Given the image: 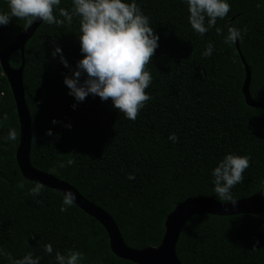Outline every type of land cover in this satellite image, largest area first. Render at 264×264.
Here are the masks:
<instances>
[{"label":"trees","instance_id":"1","mask_svg":"<svg viewBox=\"0 0 264 264\" xmlns=\"http://www.w3.org/2000/svg\"><path fill=\"white\" fill-rule=\"evenodd\" d=\"M228 2L229 13L201 37L191 29L180 0H137L159 36V47L145 66L152 76L145 89L151 99L135 120L118 113L110 98L101 102L89 95L77 103L68 95L63 78L71 72L59 54L53 58L51 53L60 47L75 68L82 58L78 18L60 26L40 22L24 45L30 164L105 211L131 248L158 246L165 217L188 198L231 202L217 198L211 176L228 152L250 157L243 181L231 190L233 197L242 200L262 189L264 109L246 105L241 92L245 71L235 45L224 37L229 26L247 29L237 42L250 69L249 94L264 105V0ZM59 7L71 9V0H61ZM7 11V0H0V12ZM29 26L15 17L0 26V51ZM209 42L213 54L202 57ZM8 61L18 68L20 52H12ZM0 113L8 116L0 119V137L9 128L17 133L14 141L0 139V246L13 258L31 251L41 257L40 264H54L55 251L71 250L83 254L78 264H134L111 252L104 228L75 204L60 212L62 193L44 186L38 196L29 194L33 182L23 178L15 160L18 119L1 67ZM53 119L58 123L53 125ZM68 123L70 129L63 127ZM48 129L52 136L46 135ZM170 133L178 137L175 143ZM69 159L72 165L66 164ZM129 174L135 178L128 180ZM45 243L53 254L44 252ZM175 251L180 264H264V213L195 215L183 225ZM0 264L9 262L0 257Z\"/></svg>","mask_w":264,"mask_h":264},{"label":"clouds","instance_id":"2","mask_svg":"<svg viewBox=\"0 0 264 264\" xmlns=\"http://www.w3.org/2000/svg\"><path fill=\"white\" fill-rule=\"evenodd\" d=\"M188 12V23L194 33L201 37L216 25L218 18L223 19L230 11L228 0H180ZM61 0H7V12H0V26H6L12 17L23 19L26 25H32L37 20L44 24L57 26L71 24L73 18H78L79 23V51L82 58L76 61L75 68H71L67 59L62 54L60 47H54L51 55L53 58L59 54V62L71 75H65L63 84L68 88V95L77 103L83 102L89 95L99 97L101 102L111 99L112 107L122 113L126 119L135 120L139 111L145 107V102L151 99L145 89L152 82V76L146 65L159 47V36L150 26V20L144 14L137 0H71V9L59 7ZM235 26L227 28L224 42L234 44L242 39V32ZM217 34L221 33L216 28ZM213 45L207 44L202 57L213 54ZM76 108L74 103L71 106ZM0 119L7 120V113H0ZM53 125L58 121L53 119ZM70 129L71 124H63ZM46 135L52 136L51 129ZM17 133L9 128L6 137L2 140L14 141ZM168 139L175 143L178 139L175 133H170ZM248 155L226 153L218 160L212 169L213 192L222 201H231L235 205L237 200L232 195V188L243 181L242 173L249 167ZM72 159L67 160V165H72ZM59 164L60 168L66 166ZM134 174H129L127 179L133 180ZM23 188V182L18 184ZM44 185L33 182L28 189L29 194L38 196ZM264 188V182H262ZM264 193V192H262ZM75 194L66 190L62 193L59 207L60 212L66 211L74 205ZM39 202V201H37ZM252 250H256L255 244ZM44 252L53 254L50 243L43 244ZM0 257H6L9 264H40L41 257L34 256L28 251L20 258H13L0 246ZM83 254L71 250L68 254L55 251L54 264H78Z\"/></svg>","mask_w":264,"mask_h":264},{"label":"water","instance_id":"3","mask_svg":"<svg viewBox=\"0 0 264 264\" xmlns=\"http://www.w3.org/2000/svg\"><path fill=\"white\" fill-rule=\"evenodd\" d=\"M40 22L37 20L28 28L19 32L14 40L4 46L0 51V67L3 75L6 77L14 100L19 126L15 160L24 179L30 182H40L45 187L57 190L60 193L66 190L72 191L76 196L74 204L85 214L94 218L104 228L108 236L111 252L115 256L134 264H180L176 256L175 246L183 225L189 218L195 215L231 216L237 214L258 215L264 213V193H262L264 192V188L255 195L238 200L235 205H232L231 202H219L211 198H188L177 204L165 217L163 222L164 233L159 245L139 250L125 244L112 218L100 207L86 200L75 188L53 174L41 172L33 168L29 159L31 119L24 99L22 72L24 66V45ZM234 45L245 71V78L241 88L244 101L249 107L264 109V105L255 102L249 94L250 69L241 55L238 42L236 41ZM14 51H19L21 55V64L18 68H12L8 61L11 53Z\"/></svg>","mask_w":264,"mask_h":264}]
</instances>
